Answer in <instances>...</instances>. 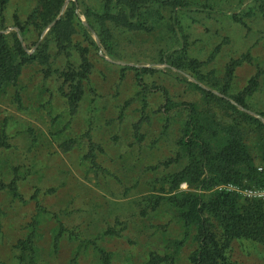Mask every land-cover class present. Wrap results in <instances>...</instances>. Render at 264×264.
<instances>
[{"label":"rangeland","instance_id":"obj_1","mask_svg":"<svg viewBox=\"0 0 264 264\" xmlns=\"http://www.w3.org/2000/svg\"><path fill=\"white\" fill-rule=\"evenodd\" d=\"M141 1L138 29L108 23L110 48L93 16L106 12L108 0H66L48 27V0L6 4L0 31L25 25L26 50L48 42L51 66L25 65L18 87L0 99V182L16 181L25 200L0 190V264H164L154 257H171L184 237L161 198L187 164L178 158L187 112L167 113L162 91L177 105L200 104L191 83L218 94L241 62L229 94L256 78L246 111L264 122V0H186L179 8ZM67 14L75 33L60 48L51 29ZM81 50L92 65L86 81L79 80ZM174 63L180 69L171 70ZM70 71L77 77L68 79ZM80 85L72 115L68 96ZM188 190L182 183L174 192ZM192 247L187 242L166 264H190ZM228 257L264 264V247L235 240Z\"/></svg>","mask_w":264,"mask_h":264},{"label":"trees","instance_id":"obj_2","mask_svg":"<svg viewBox=\"0 0 264 264\" xmlns=\"http://www.w3.org/2000/svg\"><path fill=\"white\" fill-rule=\"evenodd\" d=\"M65 1L48 0L43 9L46 27L60 15ZM8 2L0 0L2 20ZM138 2L142 1L130 3V0H108L105 13L93 14L105 47L110 48L109 22L130 30L138 29ZM167 4L179 8L187 5V1L167 0ZM90 15L91 11L86 14L88 18ZM72 23V18L67 14L51 29L57 47L62 48L71 40L75 33ZM175 24H178L177 18ZM16 28L19 32L0 31V99L7 89L18 87L25 65L37 62L47 68L51 66L49 43L29 53L24 46L27 32L25 25L17 22ZM81 51V72L78 76L79 80L86 81L90 77L92 65ZM175 63L173 67L170 65L171 70L180 69ZM240 64L236 62L227 70L228 83L218 94L191 83L190 86L200 92V104L177 105L172 102L167 91H162L167 113L177 108L187 112L182 136L178 141L181 147L178 158L186 159L187 164L180 172L170 176L172 187L161 198L175 209L182 223L184 237L175 243L171 257H154L158 263H174L187 242L193 246L189 256L190 264H233L228 257V250L235 240H248L264 247V200L249 199L243 197L242 192L227 188L230 185L239 190L264 188V122L246 111L249 110L247 99L255 93L258 81L252 79L238 95L229 94L235 68ZM143 71L146 73L152 70L147 68ZM75 73L70 71L66 77L73 79L77 77ZM82 95L83 87L80 85L68 96V107L72 115L76 114ZM220 114L226 116L227 121H221ZM4 144L1 141L0 148ZM182 183L188 184L189 190L174 192ZM3 189L10 190L15 198L25 201L16 181L9 184L0 182V190Z\"/></svg>","mask_w":264,"mask_h":264},{"label":"built area","instance_id":"obj_3","mask_svg":"<svg viewBox=\"0 0 264 264\" xmlns=\"http://www.w3.org/2000/svg\"><path fill=\"white\" fill-rule=\"evenodd\" d=\"M229 190L239 191L236 187L228 186ZM244 195L250 199H262L264 200V188L262 189H251L249 191L244 192Z\"/></svg>","mask_w":264,"mask_h":264}]
</instances>
